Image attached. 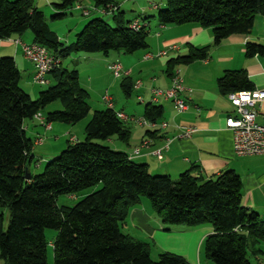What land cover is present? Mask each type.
<instances>
[{"label":"trees","instance_id":"16d2710c","mask_svg":"<svg viewBox=\"0 0 264 264\" xmlns=\"http://www.w3.org/2000/svg\"><path fill=\"white\" fill-rule=\"evenodd\" d=\"M80 1L59 0L51 19H62ZM92 1L96 8L115 7L109 11L112 24L100 16L91 17L74 41L63 47L33 0H0V38L30 30L33 42L60 59L48 75V86L32 98L19 85L20 72L14 58L0 56V207L9 213L6 228L0 222V258L4 264H46L49 241L45 230L54 229V264H191L171 252H160L153 259L149 243L123 232L130 208L146 198L165 229L210 223L213 231L203 244L206 258L213 264H254L251 257L264 254V219L243 206L240 176L227 169L204 178L197 167L176 179L152 174L145 163L133 161L127 153L104 142L113 136L124 143L129 139L125 121L113 108L93 110L84 126V138L70 139L41 171L31 173L30 165L37 162L32 150L44 136L29 137L25 122L32 120L45 129L34 119L40 111L50 128L52 122L74 125L91 110L78 71L64 67L61 58L77 52L129 54L148 45L147 25L131 28V21L124 19L115 0ZM164 5L157 7L159 24L193 22L210 28L213 45L232 34L250 33L255 15L264 16V0H165ZM209 48L191 46L186 54L169 59L170 76L175 65L206 58ZM254 55H264V45L247 40L245 56ZM133 85L128 76H123L121 86L126 95ZM217 87L220 93L228 94L254 85L247 71L240 68L225 70L217 78ZM56 101L60 108H47ZM162 113L160 104L149 102L139 117L157 121ZM39 137L40 143L36 142ZM99 184L72 206L57 202L60 195H73Z\"/></svg>","mask_w":264,"mask_h":264},{"label":"crops","instance_id":"0c3cea01","mask_svg":"<svg viewBox=\"0 0 264 264\" xmlns=\"http://www.w3.org/2000/svg\"><path fill=\"white\" fill-rule=\"evenodd\" d=\"M115 1L118 3L119 9L124 12L126 21L139 19L142 25H147L149 29L147 47L129 54L116 51L108 54L77 52L61 58V61L63 62L65 58L69 57V60L74 62L73 69L78 71L79 83L89 94V91L95 89L94 83L101 78L103 73L107 70L110 71L109 64L118 60L123 69L129 71L127 75L123 76H128L133 82L140 81V86L137 88L133 86L132 89L135 90L136 101L142 105L132 108V105L127 102L126 106L119 107L111 95L113 109L139 117L143 116L145 104L149 102L160 104L163 113L157 121L158 123L164 122L165 125L147 128L131 121H125L124 124L129 130L127 143L117 140L115 136L104 142L113 149L127 153L133 161L145 163L152 174H167L176 179L180 173L197 167L204 178L214 177L227 169L234 170L240 176L237 170L240 169V162L244 158L234 153L232 133L225 125L226 118L229 115H235V107L230 103L227 94L219 92L217 78L225 70L243 68L247 71L254 88H264V55L245 56V42L247 40L261 42V40L253 38L249 33L245 35L232 34L222 39L219 44L213 45V34L210 28L193 22L180 25L159 24L154 17V10L157 8L151 6L150 0H137L134 5H131V8L133 7L139 12L135 16H126L124 10L125 5L131 0ZM58 2L59 0H33L34 6L43 13L48 26L56 33L65 47L74 41L73 38L79 32L78 29L84 26L87 19H77L70 10H76L78 13L80 11L73 7L67 10L62 19H51V15L57 11L54 4ZM79 3L84 7H94L92 0H81ZM164 4L165 2H161L157 6L160 7ZM130 11L133 10L130 9ZM49 13L51 14L47 17L46 15ZM92 14L102 16V13L96 11L89 15H81L90 16ZM109 16L108 20L112 24L111 15L109 14ZM146 17L150 18L145 19ZM68 18L72 20L68 22V25L65 23L68 27L66 32H61L60 27L63 25L59 23L69 20ZM17 39L25 43L33 42V36L28 33V30L9 38H0V56L8 55L14 58L20 72L19 85L20 81L24 80L23 78H26L31 84L37 85L32 81L34 67L23 56L20 46L15 42ZM191 46H210V48L206 58L197 59L187 64H177L173 67V70L177 67L179 71H176L183 76L185 90L182 92V96L187 99L189 104L185 111L178 112L169 99L159 98L154 102L151 88L155 86L165 88L170 85L168 60L186 54ZM160 52L161 54H158ZM26 67L29 70H26ZM82 71L87 74L88 78L85 74H81ZM109 73L112 75V72ZM122 78L120 76L116 79ZM30 91H33V87ZM126 96L129 97V95ZM138 96L142 97V101L138 100ZM102 104L105 103L102 102ZM106 107L107 105L104 108ZM104 108L100 107V109ZM257 121L264 123V106L258 109ZM85 124L83 123V127ZM74 126L52 122L51 128L45 130L32 120L25 122V132L29 137L44 136V141L35 145L32 150L34 161L37 160V162L31 164L33 168L30 165L31 173L38 172L37 169L42 165L41 163L36 166L39 161L44 162L59 153L57 145L59 138L68 139L66 143L70 139L81 140L77 135L71 134ZM179 126H194L196 131L190 136L177 137ZM167 139H170L168 147L162 150V157L158 159L153 150L162 148ZM143 141H146V145L142 144ZM135 147H139L138 153L133 152ZM241 199L243 206L255 210L260 218L264 219V182L248 185L246 181L242 180ZM0 208V222L4 229L8 224L5 221L7 208ZM122 230L136 239L149 243L150 251L179 254L191 264H213L209 259L203 257L201 252L204 238L213 231V226L208 222L194 226L173 225L165 229L149 202L141 199L130 208ZM55 236L56 231L53 233L51 242ZM252 259L254 264H264V258L261 255L258 258L252 257ZM0 264H4L1 258ZM46 264H54L51 249L47 251Z\"/></svg>","mask_w":264,"mask_h":264},{"label":"built area","instance_id":"2783aa9c","mask_svg":"<svg viewBox=\"0 0 264 264\" xmlns=\"http://www.w3.org/2000/svg\"><path fill=\"white\" fill-rule=\"evenodd\" d=\"M153 8H157V4L151 3ZM74 9L81 12L82 15H89L91 12H99L102 14H109V11L115 9V7H109L108 10L103 8L84 7L79 2L73 5ZM139 19H134L130 23V27L137 30L141 27ZM20 46L23 56L29 60L34 67V74L32 81L37 85H45L49 82L48 75L50 71L55 69L60 59L54 56L46 47L35 43H25L20 39L15 40ZM174 47V46H173ZM158 54H161L158 53ZM152 56V55H151ZM109 69L115 77L127 75L128 70L123 69L121 63L116 60L109 64ZM140 81L134 82V87L140 86ZM185 90L183 79L178 71H173L170 76V85L165 88L152 87V100L158 101L159 98L169 99L172 101L178 112L185 111L189 104L187 99L182 96V92ZM230 103L235 107V115H229L226 118L225 125L232 133L233 138V150L237 156H246L253 154H264V123L257 121L258 109L264 106V88H252L230 92L227 94ZM139 101H142V97H137ZM103 102L107 107L113 108V101L108 91L102 95ZM116 116L123 121L136 122L140 126H147L149 128L164 126V122L158 123V121H150L144 117L128 116L122 111H116ZM34 119L37 123L41 124L45 129L50 128V124L45 122V119L40 111L34 114ZM179 132L177 137L190 136L191 133L196 131L194 126H179ZM42 137L37 138L36 142L40 143ZM170 139H167L165 145L162 148L153 150V153L158 159L162 157V150L167 149ZM146 145V141L142 142ZM139 147L134 149V153H138Z\"/></svg>","mask_w":264,"mask_h":264},{"label":"rangeland","instance_id":"374dc122","mask_svg":"<svg viewBox=\"0 0 264 264\" xmlns=\"http://www.w3.org/2000/svg\"><path fill=\"white\" fill-rule=\"evenodd\" d=\"M136 1L137 0H131V1H129V3H127L125 5L124 10L126 11V16H133V15L135 16L136 14L139 13L137 9H135V8L133 9V7L131 8V5H134V3ZM150 1H151V3H154V4H159L161 2H165V0H150ZM164 6L165 5H162V6H160V8H162ZM130 9H132L133 11H130ZM157 10L158 9L154 10L155 11L154 17L156 16ZM70 11H72L71 13L74 16H76L77 19H81V20L87 19L88 20L89 18L94 17V14H92L90 16H82L81 14H79L80 12L78 13L76 10H70ZM50 14L51 13H49L46 16L49 17ZM109 17H110L109 14H102V16H101L102 19H104L108 22H109V20H108ZM68 19L69 20H65L64 22L59 23V24L63 25L60 27L61 32H64V31L66 32V30L68 28L67 27L68 22L72 20L71 18H68ZM73 21H75V20H73ZM80 28L78 29L79 31H80ZM147 30H149V29L147 28ZM28 33H30L31 36H33L31 31L28 30ZM249 35L252 36L253 38L260 39L261 42H259V41H255V42L264 45V19H262V16L260 14L255 15L254 26H253L251 32L249 33ZM111 52H113V51H111ZM69 59H70L69 57L65 58L62 63L67 69H73L74 68L73 67L74 62H71ZM27 67L25 69L29 70V68H27ZM176 70H178L177 67L174 68V71H176ZM109 72H111V70L110 71L107 70V72H104L103 75L101 76V78L98 79L94 83L95 89L93 91H89L88 103H89V106L91 108L89 114L86 117H84L83 119H81L79 122H77V124H74L75 126L73 125L74 128H73L71 134L77 135L79 138H81V140L84 138L83 123H86L89 120V118L92 115L93 110L100 109L101 106H102V108H104L106 106L105 104H102V102H103L102 95L105 93V91H106L105 89H107L109 91V93H108L109 95L113 96V98L115 99V101L117 102V105H119V107H121L122 105L126 106L127 102L130 105H132V108L137 107V105H142L141 103H138L136 101L135 90L132 89L129 97H127L125 92L123 91L122 86H121L122 79H116L117 77H115L113 74L111 75ZM81 74H85V76L87 75L86 73H84V71H82ZM179 74L183 79L182 74L180 72H179ZM121 77H123V75ZM86 78H88V76H86ZM23 79L25 81L21 80L20 86H21V88H25L23 90H25L32 98H36L38 92L41 89H44L48 86L47 84L46 85H34V84H31L30 82H28L26 78H23ZM113 79H115V80H113ZM32 87H33V91H30V90H32ZM155 87H157V86H155ZM100 97H101V100H100ZM60 107H61V104L59 101L53 102L47 106V108H49V109H55V108L57 109ZM136 117H138V116H136ZM133 123L137 124L136 122H133ZM81 124H82V127H81ZM137 125H139V124H137ZM67 140L68 139H65V138H59V141L57 142V145L59 146L58 147L59 152L67 145V143H66ZM117 140H119V139H117ZM96 141H101V140H96ZM119 141H121V140H119ZM243 158L244 159H242V162H240V166H239L240 169L237 170L238 173L240 174L243 182L246 181V183H248V185H254L255 183L264 182V154L246 155V156H243ZM46 161L47 160H45L42 163V165L37 169L38 172L44 168ZM32 168H33V166H32ZM98 187H100V184L97 186H94L92 188L84 189V190H82L76 194H73V195H60L58 197L57 202L59 204L72 206L82 196H85L86 194L90 193L91 191H93L94 189H96ZM142 199L148 201L146 198H142ZM5 221L8 222V211H7V209L5 210ZM45 233H46V237L49 241V246H48V251H49L50 249L52 250L50 240L53 238L52 236H53V233H55V230L54 229H46ZM261 250L264 251V243L261 244ZM150 252L152 253L151 257L153 259L158 258V254H159L158 251L151 250ZM201 252H202L203 257H206L205 252H204V244H202ZM261 256H262V258H264V254H262ZM206 259H208V258H206ZM251 260L253 261L252 257H251Z\"/></svg>","mask_w":264,"mask_h":264},{"label":"water","instance_id":"95a60500","mask_svg":"<svg viewBox=\"0 0 264 264\" xmlns=\"http://www.w3.org/2000/svg\"><path fill=\"white\" fill-rule=\"evenodd\" d=\"M25 177H26V179H28V178H29V174H28V173H26V174H25Z\"/></svg>","mask_w":264,"mask_h":264}]
</instances>
